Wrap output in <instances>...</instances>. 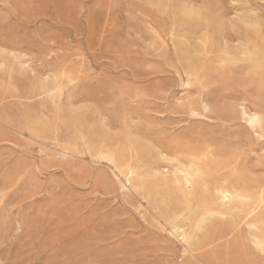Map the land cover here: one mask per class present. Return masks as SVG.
<instances>
[{
	"label": "rangeland",
	"instance_id": "1",
	"mask_svg": "<svg viewBox=\"0 0 264 264\" xmlns=\"http://www.w3.org/2000/svg\"><path fill=\"white\" fill-rule=\"evenodd\" d=\"M197 164L252 200L199 227L201 196L144 184ZM259 240L264 0H0V264H264Z\"/></svg>",
	"mask_w": 264,
	"mask_h": 264
},
{
	"label": "bare ground",
	"instance_id": "2",
	"mask_svg": "<svg viewBox=\"0 0 264 264\" xmlns=\"http://www.w3.org/2000/svg\"><path fill=\"white\" fill-rule=\"evenodd\" d=\"M244 114H246L244 112ZM251 121H257L258 117L249 116ZM112 158V160H117L119 156L111 153H103ZM209 173L202 165H195L192 171L184 170L179 168L177 174L175 175V182L171 185L165 180H161L157 176L149 175L144 181L149 187L156 188L160 193L161 203H166V198L178 197L181 199L187 209L193 210V202L197 196H201L204 199L203 208L198 214L197 225L203 227L213 218H220L222 220L230 218L231 209L230 205L234 203L240 206L244 203L250 202L252 200L251 195L245 190L237 189L234 186L228 184H222L217 187H212L208 180ZM182 239L188 237V232L185 229L179 231ZM257 243L264 246V241L259 240Z\"/></svg>",
	"mask_w": 264,
	"mask_h": 264
}]
</instances>
